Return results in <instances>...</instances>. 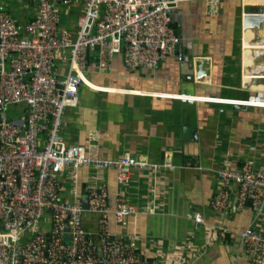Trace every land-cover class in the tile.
<instances>
[{
	"label": "crops",
	"instance_id": "1",
	"mask_svg": "<svg viewBox=\"0 0 264 264\" xmlns=\"http://www.w3.org/2000/svg\"><path fill=\"white\" fill-rule=\"evenodd\" d=\"M261 5L264 0H217L215 12L209 14L206 0H188L171 14L181 57L207 60L209 75L189 86L192 95L181 91L180 73L186 68H179L183 62L177 55L166 57L154 69L130 72L118 53L99 73L97 52H86L85 78L103 90L79 88L76 104L66 108L60 126L63 141L90 144L102 158L127 155L170 164L155 171L133 169L121 185L113 169L78 171L82 206H87L86 188L100 184L106 187L109 206L119 194L133 205L135 213L119 224L109 216L108 228L123 240L134 238L144 264L147 259L148 264H252L239 234L253 227L264 235V198L258 209L247 203L236 212L213 210L210 201L220 186L216 170L225 165L236 169L244 163L252 169L264 165V108L203 99L240 100L257 94L264 98L263 80L242 79L244 63L250 64V70L253 63H264L263 54L255 56L246 49L262 47L250 40L264 31L262 14L249 13L242 27L241 13L260 12ZM35 8L28 0H0V13H7L18 25L28 22ZM59 11L60 25L74 30L80 1L70 0ZM22 110L15 106L10 112ZM62 182L61 198L69 194L68 176ZM230 190L231 205L236 186ZM96 218L85 211L84 229L93 230Z\"/></svg>",
	"mask_w": 264,
	"mask_h": 264
},
{
	"label": "built area",
	"instance_id": "2",
	"mask_svg": "<svg viewBox=\"0 0 264 264\" xmlns=\"http://www.w3.org/2000/svg\"><path fill=\"white\" fill-rule=\"evenodd\" d=\"M35 4L33 17L18 25L7 13H0V109L9 122L0 118V264H144L136 240H123L110 232L108 218L119 224L135 213L123 195L107 202L103 184L86 188L87 209L77 190L82 167L113 169L118 185L128 181L131 170L155 171L168 167L144 158L100 157L94 146L68 145L60 135L67 107L76 104L79 88L87 86L85 56L97 52V71L105 72L112 57L121 53L130 72L154 69L173 56L179 39L171 28V14L188 0H79L80 14L74 30L60 25V5L70 0H28ZM217 0H206L207 12L214 13ZM261 30L264 31V5ZM259 48H246L255 56L264 55V35L250 40ZM244 63L243 80L264 82V63ZM64 67L60 70L58 67ZM264 91V86L261 89ZM205 102L261 107L259 94L245 99L204 98ZM21 106L23 112L10 111ZM22 120V122H19ZM45 134L41 143L40 136ZM68 176L69 194L61 198L63 178ZM220 182L210 207L216 211H239L249 203L260 207L264 198V165L252 169L244 163L233 169L216 170ZM235 185L236 201L229 204ZM96 214L93 230H85L82 214ZM201 222L198 215L193 216ZM48 226V227H47ZM48 237H45V233ZM252 264H264V235L253 227L239 234Z\"/></svg>",
	"mask_w": 264,
	"mask_h": 264
},
{
	"label": "water",
	"instance_id": "3",
	"mask_svg": "<svg viewBox=\"0 0 264 264\" xmlns=\"http://www.w3.org/2000/svg\"><path fill=\"white\" fill-rule=\"evenodd\" d=\"M178 49H180V47L176 45L174 55H177V57L179 58L178 60L183 62L181 63L179 68L180 69L186 68V70L184 71L181 70L180 73L181 79L179 81V85L181 87V91L189 92V95H192L193 91H190L189 86L192 85L194 81L202 82L204 78L209 75L208 70L206 69L207 60L201 57H191V58L181 57V55L179 54L180 51ZM185 103L189 104L190 102L186 101ZM1 117L5 118L6 122H9V120L6 117V113L0 109V118ZM19 122H22V120H19ZM83 208L86 209L87 206L83 205ZM45 237L46 238L48 237L47 232L45 233ZM145 261L147 262V264L149 263L148 259Z\"/></svg>",
	"mask_w": 264,
	"mask_h": 264
},
{
	"label": "trees",
	"instance_id": "4",
	"mask_svg": "<svg viewBox=\"0 0 264 264\" xmlns=\"http://www.w3.org/2000/svg\"><path fill=\"white\" fill-rule=\"evenodd\" d=\"M41 139L44 141V139H45V134H44V133L41 134V136H40V140H41ZM41 143H42V142H41Z\"/></svg>",
	"mask_w": 264,
	"mask_h": 264
},
{
	"label": "rangeland",
	"instance_id": "5",
	"mask_svg": "<svg viewBox=\"0 0 264 264\" xmlns=\"http://www.w3.org/2000/svg\"><path fill=\"white\" fill-rule=\"evenodd\" d=\"M10 115H12V113L10 112Z\"/></svg>",
	"mask_w": 264,
	"mask_h": 264
}]
</instances>
